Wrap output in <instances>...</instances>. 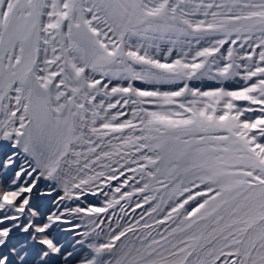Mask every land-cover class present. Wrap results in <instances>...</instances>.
<instances>
[{"label": "snow or ice", "instance_id": "snow-or-ice-1", "mask_svg": "<svg viewBox=\"0 0 264 264\" xmlns=\"http://www.w3.org/2000/svg\"><path fill=\"white\" fill-rule=\"evenodd\" d=\"M0 264H264V0H0Z\"/></svg>", "mask_w": 264, "mask_h": 264}]
</instances>
